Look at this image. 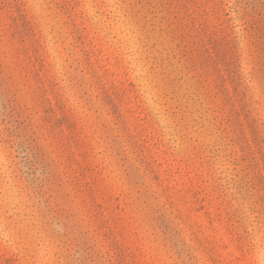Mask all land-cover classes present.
<instances>
[{
	"label": "rangeland",
	"instance_id": "obj_1",
	"mask_svg": "<svg viewBox=\"0 0 264 264\" xmlns=\"http://www.w3.org/2000/svg\"><path fill=\"white\" fill-rule=\"evenodd\" d=\"M159 1L0 0V264H264V143L175 38H228L261 142L264 0Z\"/></svg>",
	"mask_w": 264,
	"mask_h": 264
},
{
	"label": "trees",
	"instance_id": "obj_2",
	"mask_svg": "<svg viewBox=\"0 0 264 264\" xmlns=\"http://www.w3.org/2000/svg\"><path fill=\"white\" fill-rule=\"evenodd\" d=\"M64 1H67V0H64ZM52 2L57 6L59 5L61 11L64 10L65 4H61V0H52ZM243 2L244 4L242 5V7L245 12L244 14H255L256 13V11L253 12V10H249L250 9L249 4H248L249 2H247L246 0H243ZM239 3H240L239 0H236V3L230 0V2L226 4L228 6L230 5L229 7L231 8V12L233 14V17H231L232 19L231 21H233L234 28H236V33L244 29L243 26L241 27L236 22V19H237L236 16L238 15V10H237L236 5H238ZM156 7H157L156 8L157 12H160L163 15L171 11L168 3L163 2L162 0L159 1L158 6ZM26 9L27 8L24 7V10ZM224 11L226 12L225 13L226 16H229V13H227L228 11L227 10H224ZM205 15L208 16L207 13ZM33 18H34L33 13H30V19L32 20ZM24 19H23V22H25ZM246 20L247 21H246L245 29L250 28L251 30H253L251 34L253 37L252 50H251L253 52L252 56L258 57L264 60V23H263L264 20H259V18L258 20H255L253 18H251L250 20L248 19ZM32 25L35 29L38 28L35 23H33ZM197 32H198V39L200 41V46H198V48H196L195 50L191 48L192 45H190V42L188 43L186 42V36L184 34L175 35V38L178 40V44L180 46L183 45L185 47L184 55L187 57L186 61L190 64L189 69L191 71H195L194 72L195 75L189 76L190 80L192 81L191 85L193 86L194 90L202 93L205 101L211 102L212 99L209 94L210 92L208 90L205 91L203 89L202 83L203 81H206L208 79L212 81H214L213 79H216L215 81H220V82H216V86H217L216 88H218L219 83H222L220 87L218 88V90L221 92L222 95L229 97V100L233 106V112L235 115V119L238 125L241 127L242 132L245 133L244 135L246 137V140L248 141V136L246 132V127H248L251 133L253 134V137L256 141V145L261 148L262 147L261 145L262 143H264V140H261V142H259V140L255 138V134H256L255 129H254L255 126L250 122L249 113L246 112L241 105H240L239 110L237 108V103L240 102L239 97H238V91H237L238 88L244 86V97H247L248 95H247L246 90L250 89V87L246 85V80H243L244 77L242 74L240 63L235 61L233 58H231L230 61L226 60L228 56L231 57L233 55H236V51L231 49V46H230L231 42H229L227 40L228 38L225 36H221V37L213 36L212 37L207 34V37H205L203 35V32H200V29L198 27H197ZM41 36L42 35L40 33V37ZM222 50H224V52H222ZM196 51L198 52L196 53ZM87 60L91 62L90 58H88ZM210 67H213L214 71H216L217 73L216 78L208 77L210 74H212L211 72L207 71L208 69H210ZM198 69L200 70L197 71ZM199 73H200L201 78L200 77L196 78V74H199ZM92 80H93V83H95V85H98L97 81L102 82L101 77L98 76L97 73H94L92 75ZM195 81L196 82L198 81V83L200 84L199 87L197 88H195V85H196ZM186 83L187 85H190L188 82ZM231 85L235 89V95H231V89H230ZM101 87L103 89V92L100 94L101 96L103 95L101 97L102 101L104 102L106 107H109V105H113L112 110L111 108L110 110L112 111L113 114H117L118 111H117L116 105L114 104L112 93H110L109 90L105 89L104 84ZM56 98L58 99V96H56ZM48 102L50 105L49 108L52 110L54 107L52 100L48 98ZM250 102L253 103L252 98H250ZM62 108H63L62 111L65 112L66 111L65 107L62 106ZM55 116H57V113L55 114ZM118 117H119L118 119H120L121 114H118ZM147 118H148V113H146L145 119ZM56 122L60 123V119H56ZM136 145L138 144L136 143ZM85 149L87 150V152H92L93 148L89 146V148L86 147Z\"/></svg>",
	"mask_w": 264,
	"mask_h": 264
}]
</instances>
